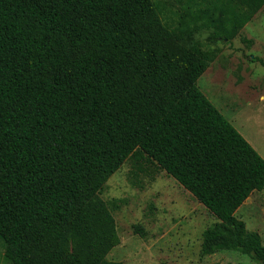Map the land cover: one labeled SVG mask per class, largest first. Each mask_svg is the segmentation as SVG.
<instances>
[{
    "label": "trees",
    "instance_id": "16d2710c",
    "mask_svg": "<svg viewBox=\"0 0 264 264\" xmlns=\"http://www.w3.org/2000/svg\"><path fill=\"white\" fill-rule=\"evenodd\" d=\"M171 27L155 0H0V240L10 264H125L99 191L127 159L173 177L216 221L200 252L264 264L235 215L264 188V158L197 86L264 0H186ZM141 169V168H140ZM140 235L143 229L134 224Z\"/></svg>",
    "mask_w": 264,
    "mask_h": 264
},
{
    "label": "rangeland",
    "instance_id": "374dc122",
    "mask_svg": "<svg viewBox=\"0 0 264 264\" xmlns=\"http://www.w3.org/2000/svg\"><path fill=\"white\" fill-rule=\"evenodd\" d=\"M169 26H193L186 0H155ZM195 35L215 58L197 79L207 99L264 158V5L230 40ZM127 159L105 181L99 195L114 216L119 243L107 258L125 264H258L236 251L202 255L203 230L216 221L189 191L144 159ZM141 168V169H140ZM235 215L264 244V188L253 191ZM138 224L140 235L133 228ZM0 240V264L3 258Z\"/></svg>",
    "mask_w": 264,
    "mask_h": 264
}]
</instances>
